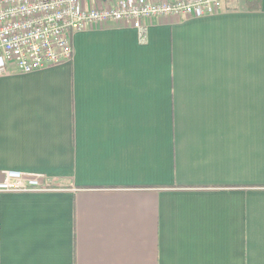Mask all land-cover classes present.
Instances as JSON below:
<instances>
[{
  "label": "crops",
  "instance_id": "0c3cea01",
  "mask_svg": "<svg viewBox=\"0 0 264 264\" xmlns=\"http://www.w3.org/2000/svg\"><path fill=\"white\" fill-rule=\"evenodd\" d=\"M143 25L0 76V264H264V0Z\"/></svg>",
  "mask_w": 264,
  "mask_h": 264
},
{
  "label": "built area",
  "instance_id": "2783aa9c",
  "mask_svg": "<svg viewBox=\"0 0 264 264\" xmlns=\"http://www.w3.org/2000/svg\"><path fill=\"white\" fill-rule=\"evenodd\" d=\"M226 0H115L84 8L79 0H0V76L13 67L31 73L68 62L75 32L108 22L123 23L145 39L144 21L158 18L193 19L223 10ZM43 175L3 171L0 193L40 192Z\"/></svg>",
  "mask_w": 264,
  "mask_h": 264
},
{
  "label": "trees",
  "instance_id": "16d2710c",
  "mask_svg": "<svg viewBox=\"0 0 264 264\" xmlns=\"http://www.w3.org/2000/svg\"><path fill=\"white\" fill-rule=\"evenodd\" d=\"M260 0H245V7L248 9H257Z\"/></svg>",
  "mask_w": 264,
  "mask_h": 264
},
{
  "label": "water",
  "instance_id": "95a60500",
  "mask_svg": "<svg viewBox=\"0 0 264 264\" xmlns=\"http://www.w3.org/2000/svg\"><path fill=\"white\" fill-rule=\"evenodd\" d=\"M96 1H99V2H101V3H106V2L109 1V0H96Z\"/></svg>",
  "mask_w": 264,
  "mask_h": 264
}]
</instances>
